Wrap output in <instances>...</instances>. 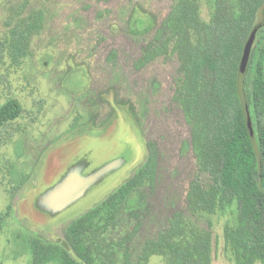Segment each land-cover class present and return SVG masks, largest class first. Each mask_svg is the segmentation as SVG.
Segmentation results:
<instances>
[{"label": "rangeland", "instance_id": "374dc122", "mask_svg": "<svg viewBox=\"0 0 264 264\" xmlns=\"http://www.w3.org/2000/svg\"><path fill=\"white\" fill-rule=\"evenodd\" d=\"M223 1V14L239 16L240 0ZM177 2L0 0V108L12 99L22 107L0 128V264H34L47 244L69 248L68 227L135 174L149 143L159 149L157 179L128 198L99 238L96 264H167L173 253L154 245L162 235L175 242L208 235L211 264H236L225 238L237 225L236 204L204 211L190 201L194 182L207 189L212 181L178 99L185 75L174 41L168 31L156 40ZM199 4L210 23L219 2ZM40 12L29 54L16 66L11 29ZM257 23L253 48L264 7ZM165 41L168 53L136 67L146 48Z\"/></svg>", "mask_w": 264, "mask_h": 264}, {"label": "trees", "instance_id": "16d2710c", "mask_svg": "<svg viewBox=\"0 0 264 264\" xmlns=\"http://www.w3.org/2000/svg\"><path fill=\"white\" fill-rule=\"evenodd\" d=\"M217 1L220 7L215 17L205 23L200 19L199 0H178L156 40L168 31L174 41L185 75L177 88L178 99L191 126L197 162L212 181L207 189L192 184L191 205L213 211L236 204L237 225L226 229V244L236 264H264V29L256 37L245 81L252 132L238 95L240 63L258 27L264 0H240V14L233 18L223 14L224 1ZM42 21L40 12L11 29L8 52L14 65L28 56L29 40ZM168 51V41L152 44L136 67L142 68ZM21 112L18 100L7 101L0 108V128ZM158 163L157 145L147 144V160L135 174L68 227L65 240L69 248L43 245L34 254V264H96L103 255L99 238L116 224L136 190L155 183ZM154 245L173 253L167 264H211L208 235L191 242L169 241L162 235Z\"/></svg>", "mask_w": 264, "mask_h": 264}, {"label": "water", "instance_id": "95a60500", "mask_svg": "<svg viewBox=\"0 0 264 264\" xmlns=\"http://www.w3.org/2000/svg\"><path fill=\"white\" fill-rule=\"evenodd\" d=\"M254 41H255V35L250 37V39L248 40L245 46L244 54L240 63L239 74H238V95L241 101L245 119L250 132H252V126H251L248 100L245 92V81H246V75L248 71V66L251 58Z\"/></svg>", "mask_w": 264, "mask_h": 264}]
</instances>
